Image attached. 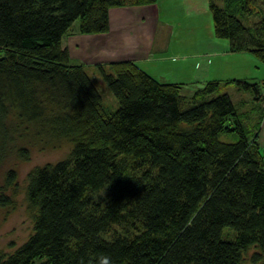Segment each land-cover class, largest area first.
I'll return each mask as SVG.
<instances>
[{"label":"trees","instance_id":"16d2710c","mask_svg":"<svg viewBox=\"0 0 264 264\" xmlns=\"http://www.w3.org/2000/svg\"><path fill=\"white\" fill-rule=\"evenodd\" d=\"M156 2L0 0V157L17 142L73 146L30 174L34 232L14 253L0 251V264H96L101 254L113 264H241L253 246L252 264H264V83L208 81L183 110L184 84L132 61L95 65L119 102L113 111L93 69L73 64L64 46L76 21L81 35L105 34L111 8ZM209 10L230 52L264 63V0H210ZM228 85L252 94L249 111L221 94ZM225 131L238 140L222 142ZM103 189L108 198L95 201ZM17 190L8 170L1 208L15 209Z\"/></svg>","mask_w":264,"mask_h":264},{"label":"crops","instance_id":"0c3cea01","mask_svg":"<svg viewBox=\"0 0 264 264\" xmlns=\"http://www.w3.org/2000/svg\"><path fill=\"white\" fill-rule=\"evenodd\" d=\"M173 1L175 0H170ZM188 1L194 3L198 0ZM155 6L111 8L110 31L105 34L81 35L77 33L78 28L71 29L73 33L70 32L65 37L64 43L69 50L71 62L93 69L95 65L132 61L158 81L184 84L187 87H196L214 80L225 82L249 77L246 74L250 71L249 67L237 63L239 60L248 61V53L230 52L227 40L209 36L208 40L203 38L200 43L193 40V46L177 47L172 39L175 27H170L171 23L167 19L164 23L160 22ZM192 17L193 15L189 19ZM198 30H201L200 26ZM233 62L236 64H232ZM256 79L258 78L249 80ZM256 81L264 83V80ZM261 104L264 106V102ZM258 144L264 153V120Z\"/></svg>","mask_w":264,"mask_h":264},{"label":"rangeland","instance_id":"374dc122","mask_svg":"<svg viewBox=\"0 0 264 264\" xmlns=\"http://www.w3.org/2000/svg\"><path fill=\"white\" fill-rule=\"evenodd\" d=\"M213 1L217 4H221L222 2V0ZM154 4L156 5L155 9L157 10V15L160 17V22L164 23V21L168 20L171 23L170 27L171 25L175 27L176 32L172 39L177 47L184 48L186 46H193L195 45L192 43L193 40L200 43L203 38L208 40L209 36L212 38L215 37L213 18L209 10L208 0H204V2L203 0H198L194 3H191L188 0H184L183 2H181V0H175L173 2H170V0H157ZM192 4H196V6H191ZM152 5L153 4L142 6ZM183 8H185V10ZM191 15H193V17L189 19ZM249 21H251L249 23H252V21L256 22L258 21V17H253L252 19H249ZM163 23H161V27H163ZM247 25L249 26V24ZM78 26L79 21H76L72 28L75 29L78 28ZM199 26L201 27V30H198ZM71 33H73V30ZM65 42L66 38L64 39V43ZM246 55L248 61L244 60L245 62H243V60H239L237 62L238 64L249 67L250 71L246 73L249 74V77L246 79L249 80L250 78H258L256 80L263 81L264 63L249 53ZM232 59H234V57ZM229 61L232 60L230 59ZM232 64L236 63L233 62ZM89 73L102 96L104 105L110 110H118L119 102L113 96L111 90L97 71L93 69L90 70ZM256 80L249 81L257 82ZM203 85L204 84L196 85V87H187V85L184 86L181 91V95L185 97L181 106L183 110H186L192 104L195 92ZM232 86H226L224 89L222 88L221 94H229L231 100L239 111H249L253 106L252 94L238 91L235 86ZM255 119L256 115L254 116V120ZM220 140L224 143H232L238 140V136L235 133L225 131L220 135ZM20 147H24L29 151L28 159L22 160V158L18 157L17 153L19 150L17 149ZM72 147L73 146L69 143H65L58 148H43L41 146L31 144V142H17L10 148L8 146V150L5 152L6 154L3 157H0V187L3 185L4 176L8 170L14 169L18 173V190L14 198L15 209L11 210L0 207V251H3L6 254L14 253L28 241L34 232V214L33 211H31L26 196L30 174L37 168H42L49 164H56L66 160L72 151ZM108 195L109 190L103 189L94 196V199L95 201H104L108 198ZM224 231V239H235L234 233L230 235V231L227 229ZM258 252L259 249L257 247H251L244 253L241 264H252V257Z\"/></svg>","mask_w":264,"mask_h":264},{"label":"clouds","instance_id":"9594fccd","mask_svg":"<svg viewBox=\"0 0 264 264\" xmlns=\"http://www.w3.org/2000/svg\"><path fill=\"white\" fill-rule=\"evenodd\" d=\"M96 264H113V262L110 255L101 254L96 258Z\"/></svg>","mask_w":264,"mask_h":264}]
</instances>
